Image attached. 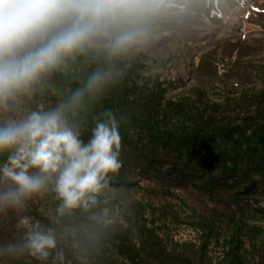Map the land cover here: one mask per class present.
Returning a JSON list of instances; mask_svg holds the SVG:
<instances>
[{"label": "rangeland", "instance_id": "rangeland-1", "mask_svg": "<svg viewBox=\"0 0 264 264\" xmlns=\"http://www.w3.org/2000/svg\"><path fill=\"white\" fill-rule=\"evenodd\" d=\"M237 4L187 0L96 106L129 116L115 180L131 214L101 264H264V0ZM75 86L57 74L29 104ZM54 207L37 200L30 214ZM13 223L0 220V237Z\"/></svg>", "mask_w": 264, "mask_h": 264}, {"label": "clouds", "instance_id": "clouds-1", "mask_svg": "<svg viewBox=\"0 0 264 264\" xmlns=\"http://www.w3.org/2000/svg\"><path fill=\"white\" fill-rule=\"evenodd\" d=\"M187 0H0V264H101L131 214L115 180L126 113L96 110ZM235 11L237 0H201ZM76 86L29 102L57 75ZM55 201L46 218L37 200Z\"/></svg>", "mask_w": 264, "mask_h": 264}, {"label": "trees", "instance_id": "trees-1", "mask_svg": "<svg viewBox=\"0 0 264 264\" xmlns=\"http://www.w3.org/2000/svg\"><path fill=\"white\" fill-rule=\"evenodd\" d=\"M154 90H156V86H154ZM147 95H148L149 97H152V96L149 95V93H148ZM169 103L172 104L173 101H171V102H169ZM220 111H221V112H224V111L222 110V106H220V107H217V106H211V107L208 109V112L213 113V114H215V115L220 114ZM217 116H218V115H217ZM143 250H148V251H149L148 248H145V249H143ZM140 253H142V251H141ZM140 256H141V255H140Z\"/></svg>", "mask_w": 264, "mask_h": 264}]
</instances>
